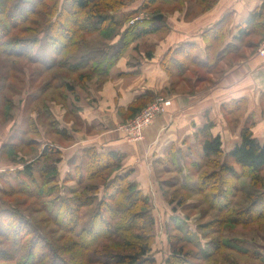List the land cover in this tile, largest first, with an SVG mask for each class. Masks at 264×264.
Instances as JSON below:
<instances>
[{
    "label": "trees",
    "instance_id": "16d2710c",
    "mask_svg": "<svg viewBox=\"0 0 264 264\" xmlns=\"http://www.w3.org/2000/svg\"><path fill=\"white\" fill-rule=\"evenodd\" d=\"M135 1L0 0V54L15 60L28 56L30 63L40 61L39 57L32 54L40 42L38 32L27 25H38L39 20H44V28L39 34L43 37L41 41L52 49L54 56V61L45 68L51 71L59 65L63 81L60 88L71 91L75 84L83 85L91 79L103 84L109 78L111 67L132 43L168 28L163 20L154 19L163 14L158 7L171 6L173 12L187 10L191 5L198 11L190 15L194 17L212 9L216 4V0H143L135 10L122 19H117L116 14ZM139 13L145 17L130 25L128 22ZM261 16L260 11L248 16L243 27L238 30L239 39L248 36L254 29H264ZM125 23H128L127 26L119 31L120 26ZM31 33H34L33 37H28L27 34ZM92 35H100L104 41L115 42L102 43L97 49L82 52L87 37ZM221 41V34L216 28L204 34L206 58L203 64L186 57L190 46L183 47L180 53L174 51L179 57H168L166 61L179 72L186 67V59L198 67L210 70L222 55L221 48L218 49ZM71 56H78L74 63L67 61ZM58 57L60 63H55ZM63 70L76 75L75 84L63 75ZM52 80L55 82L56 77ZM153 101L154 99L150 103ZM141 111L142 107L135 110L130 120ZM46 113L49 115L47 110ZM53 126L57 135L68 139L56 124ZM211 128L212 124H208L196 134L197 137L201 136L200 162L204 161L196 166L192 165L193 174L198 178L197 189L192 187L195 182L187 179L190 174L184 176L186 181L182 187L203 197V205L218 214L215 227H209V231L216 235L220 225H247L264 217V145L254 137L249 124L241 130L239 143L226 154L220 138L211 134ZM8 152L11 150L8 149ZM52 157L55 159H50ZM123 159L124 155L119 152L100 153L92 148L85 149L80 163L60 179V191L58 164L62 161V152L54 146H46L39 158L30 164L4 171L0 177V185L9 181L13 175V185L16 186L18 195L42 199L45 207L42 212L46 213L44 221L55 223L67 238H60L62 245L55 247L46 241L39 243L43 238L39 240L33 231L31 233L34 235L25 239L29 234L24 233L27 219L17 211L0 206V244L7 246L5 251L0 250V264H157L151 256L155 242V221L150 200L130 180L129 172H122ZM175 159L177 157L173 156L171 162ZM209 162L215 164V169L210 173L203 172L207 168L205 164ZM240 177L249 179L250 186L262 189V192L258 196L247 195L248 201L244 208L227 213L235 192L232 179ZM66 183H74L76 188L69 189L64 194L61 189L62 184ZM54 191H58L56 196ZM248 196H252L251 201ZM50 197L52 199L48 200ZM172 199L168 200L169 204H173ZM226 213L221 219L220 216ZM86 214L88 220L82 225ZM178 224L180 223L170 219L166 227L179 233ZM167 240L172 244H191L178 235H168ZM203 240L207 239L204 237ZM207 244L211 248L208 254L202 255L197 251L192 257L197 264H210L221 251L243 255L239 248L227 246L221 240L216 243L209 241ZM188 257L180 247L172 246L165 264H183L188 262Z\"/></svg>",
    "mask_w": 264,
    "mask_h": 264
},
{
    "label": "crops",
    "instance_id": "0c3cea01",
    "mask_svg": "<svg viewBox=\"0 0 264 264\" xmlns=\"http://www.w3.org/2000/svg\"><path fill=\"white\" fill-rule=\"evenodd\" d=\"M142 1L116 17L128 15ZM259 11L264 22V0H216L212 9L192 19L178 11L163 14L168 28L132 43L111 67L107 81L99 84L91 79L63 91L60 130L68 139L60 140V179L80 163L85 149L115 151L124 155L122 172H129L130 180L150 196L147 181L155 178L158 170L167 173L164 166L173 156L201 160V136L196 134L208 124L226 154L239 143L241 130L249 124L254 137L264 145V62L255 53L264 29H254L240 39L238 34L248 16ZM212 28L221 34L218 49L222 55L205 70L189 59L205 62L204 34ZM189 46L182 72L168 65V57H179L180 50ZM157 97L170 100V107L144 130L141 140L129 141L120 127L135 110H143ZM8 165L7 170L16 169L14 164Z\"/></svg>",
    "mask_w": 264,
    "mask_h": 264
},
{
    "label": "rangeland",
    "instance_id": "374dc122",
    "mask_svg": "<svg viewBox=\"0 0 264 264\" xmlns=\"http://www.w3.org/2000/svg\"><path fill=\"white\" fill-rule=\"evenodd\" d=\"M136 1L131 5L136 3ZM158 9L166 15L172 13L171 6H161ZM178 12L183 13L185 17L187 14L190 16V14L198 11L197 8H193L190 5L189 9ZM163 14L162 18L164 17ZM140 16L145 17L144 14L139 13L137 17ZM192 18L189 17L188 19ZM117 19L122 18L117 17ZM127 24H122L119 31H122ZM27 27H31L38 32L37 37H39L40 42L33 49L32 54L36 55L35 57H39L40 61L30 63L27 59L28 56L25 59L15 60V58H6L0 54V88H2L0 91V170L2 169L0 177L3 176L4 170L9 169L8 164H14L16 168L20 167V165L30 164L39 158L46 146H54L60 150V143L65 139V137L54 132L53 126L56 124L57 128L60 129V105L63 104L61 94L64 91V89L60 88V84L63 82L60 77V67L57 64L58 66L51 69V71L45 68L47 64L54 61V56L52 49L43 40L41 41L43 37L39 34L44 28V20H39L38 25L30 24ZM33 35L34 33L27 34L28 37H33ZM110 42L112 41H104V38L100 35H92L87 37L81 51L94 50L99 48L102 43L108 44ZM77 57H68L67 61L74 63ZM55 63H60V57L57 58ZM62 73H65L63 75L67 76L71 83L75 82L76 75L66 70H63ZM55 77L56 80L54 82L52 79ZM54 85L57 86L54 87ZM157 98L165 99L164 97ZM46 110L49 115H46ZM125 124L120 127V130L123 131L122 128ZM14 129L16 131H13ZM32 131L35 133L32 134ZM8 149L11 150L10 153ZM50 159L55 158L52 157ZM203 162H200L197 158H195V162L184 161L183 158L179 157L174 162H169L164 166L165 169H168L167 173L164 170L162 172L158 170L154 178L152 172V178L147 181L148 186L146 189L150 195L148 197L151 204L152 217L155 221V242L151 249V256L157 264H165L172 246L180 247L183 254L189 255L188 262L183 264H197L192 259L195 253L200 251L202 255L208 254L211 248L207 243L209 241L216 243V241L221 240L227 246L239 248L243 255L221 251L217 256H214L210 264H264V217L247 225H220L218 234L213 235L209 231V227H215L218 214L205 204L203 205V197L194 192L184 190L182 187V185H185L184 181H186L184 176L190 174V178L187 179L194 181L195 187H192L197 189L198 178L197 175L193 174L194 167L192 165L196 166V164ZM205 166L207 168L203 169V172L210 173L215 169L214 163L209 162ZM58 172L60 191V163L58 164ZM35 176L38 178L37 175ZM232 181L234 182L235 192L230 202L231 207L227 213L236 212L244 208L247 204L246 201H248L247 195L258 196L262 192V189H253L247 178L240 177L232 179ZM14 183L13 175L10 176L9 181L4 184L1 183L0 206L3 209L17 211V213L27 219L28 225L26 224V227H24V233H29V236L27 235L25 239H30L29 237L36 233L39 240L43 238L40 241L38 240L39 243H45L46 241L54 247L62 245L63 242L60 243V238L63 236L67 238V236L63 235L60 232V228L52 221H44L46 217V213L42 212V210H45L44 201L18 195L16 186L13 185ZM62 188V193L67 194L68 190L75 189L76 185L74 183H66V185L62 184ZM57 192L54 191L55 196ZM252 196H248L249 201H251ZM170 198H173V204L168 203ZM49 199L51 200L52 198L50 197ZM227 213L222 214L220 218L223 219ZM170 219L180 223L177 228L179 233L167 229L166 224ZM87 220L88 214L84 215L82 225L86 224ZM226 221L227 219H225ZM32 231L33 233H31ZM171 234L178 235V237L181 236L191 244H172L170 240H167L168 235ZM204 237L207 240H203ZM6 248V245L0 244V250L5 251ZM200 263L204 264V262Z\"/></svg>",
    "mask_w": 264,
    "mask_h": 264
},
{
    "label": "built area",
    "instance_id": "2783aa9c",
    "mask_svg": "<svg viewBox=\"0 0 264 264\" xmlns=\"http://www.w3.org/2000/svg\"><path fill=\"white\" fill-rule=\"evenodd\" d=\"M143 17H135L128 23L132 25L135 22H139ZM256 56L264 62V39L259 43L256 48ZM171 101L162 98H156L153 102L147 105L140 113H138L133 119H131L122 128L127 136V139L131 142L139 141L142 139L144 130L150 126V124L159 116L166 113L170 107Z\"/></svg>",
    "mask_w": 264,
    "mask_h": 264
},
{
    "label": "water",
    "instance_id": "95a60500",
    "mask_svg": "<svg viewBox=\"0 0 264 264\" xmlns=\"http://www.w3.org/2000/svg\"><path fill=\"white\" fill-rule=\"evenodd\" d=\"M154 19L157 21H160V20H162V15H158V16L154 17Z\"/></svg>",
    "mask_w": 264,
    "mask_h": 264
}]
</instances>
